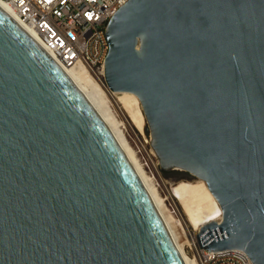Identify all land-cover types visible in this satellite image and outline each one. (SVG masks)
I'll list each match as a JSON object with an SVG mask.
<instances>
[{"label":"water","instance_id":"water-1","mask_svg":"<svg viewBox=\"0 0 264 264\" xmlns=\"http://www.w3.org/2000/svg\"><path fill=\"white\" fill-rule=\"evenodd\" d=\"M105 81L141 103L166 172L206 182L198 238L264 264V0H128ZM0 264H185L111 130L0 4Z\"/></svg>","mask_w":264,"mask_h":264},{"label":"built area","instance_id":"built-area-1","mask_svg":"<svg viewBox=\"0 0 264 264\" xmlns=\"http://www.w3.org/2000/svg\"><path fill=\"white\" fill-rule=\"evenodd\" d=\"M0 1L11 8L58 62L65 66L80 63L98 83L106 85L108 22L128 0ZM146 141L150 144L151 139ZM154 158L157 159L155 153ZM145 166L151 168L147 159ZM203 257V264H253L243 249L206 250Z\"/></svg>","mask_w":264,"mask_h":264},{"label":"bare ground","instance_id":"bare-ground-1","mask_svg":"<svg viewBox=\"0 0 264 264\" xmlns=\"http://www.w3.org/2000/svg\"><path fill=\"white\" fill-rule=\"evenodd\" d=\"M0 4L22 26L27 29V27L18 19V17L14 14V12L7 4L1 1ZM27 30L29 31V29ZM34 37L38 40L36 36ZM61 66L70 74L79 88L87 95V97L93 103V105L111 130L112 134L118 141L120 147L127 156L130 164L136 171L139 179L143 183L155 207L157 208L163 220V223L170 235V238L173 241L183 262L185 264H198L197 260L194 257H190L187 254L186 240L184 239L182 233L179 231V226L182 225L184 230L187 227L186 225H184L185 223L189 224V227H193L195 233L193 231H190L189 229V235L195 242L198 238L196 232L198 233L203 227L213 222L219 223L221 221V206L208 188L206 182L202 179H199L197 182L185 180L174 184L169 189V197L179 204V212L181 213L185 221V223H183L184 221L181 218L178 219L173 214V211L167 203V198H164L161 195L154 177L148 173L145 164L142 163L141 159L138 156V153L128 141L125 131L122 128V123L115 118L109 103V94L118 95V103L122 104L121 108L128 113L133 126L142 130L145 125V115L141 108L139 98L135 94L130 92L110 91L107 85L104 86L98 83L80 63L75 66H65L63 64H61ZM149 156L152 159V165H154L153 167H155V169L159 173V176H161L158 169L159 162L157 163V160L154 158V153L150 152ZM184 233H188L187 229Z\"/></svg>","mask_w":264,"mask_h":264},{"label":"rangeland","instance_id":"rangeland-1","mask_svg":"<svg viewBox=\"0 0 264 264\" xmlns=\"http://www.w3.org/2000/svg\"><path fill=\"white\" fill-rule=\"evenodd\" d=\"M109 97H110V99H109L110 107L114 113L115 118L122 123V128L125 131V134L128 138V141L130 142L132 147L138 153V156L141 159L143 164H145L146 159L148 160V162L151 166V168H148L147 166H145L148 173L154 177L161 195L164 198H167V203L169 204V207L173 211V214L175 215V217L178 219L181 218L184 221L181 213L179 212V210H180L179 204L175 200H173L169 197V189L174 184H176L180 181L189 180L192 182H197L199 180V178H196V177L191 178V177H188L187 175H184V174L182 175L180 172H170V173L166 172L164 169H162L160 163H158L159 160L157 158L156 160L158 163V169H159V172L161 175V176H159V173L155 169V167H153L154 165H152L153 163L151 162L150 156H149V153L151 151H153L152 146H151V144H148L145 142L146 139L150 140V132L147 130L148 129V123L146 121V118H145V125H144L143 129L140 130V129L136 128L131 123L128 113L121 108L122 104L118 103L119 96L109 94ZM141 108H142V106H141ZM140 150H141V152H140ZM183 223H185V221ZM184 225L187 226L186 229H187L188 233L187 234L184 233L186 231V229L184 230L182 225L179 226V231L182 233V235L184 236V239L186 240L187 254L190 257H194L197 260L198 264H203V262H204L203 255L207 249L202 246V244L198 238L194 242L192 240V237H190L189 229H190V231H193L195 233V230H193V227H191V226L189 227V224H187V223H185ZM199 233H200V231L198 233L196 232L197 236Z\"/></svg>","mask_w":264,"mask_h":264}]
</instances>
